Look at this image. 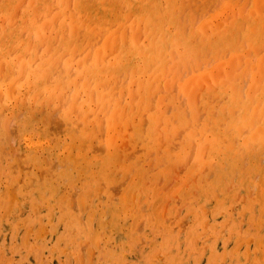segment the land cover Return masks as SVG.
Returning <instances> with one entry per match:
<instances>
[{
  "label": "rangeland",
  "instance_id": "obj_1",
  "mask_svg": "<svg viewBox=\"0 0 264 264\" xmlns=\"http://www.w3.org/2000/svg\"><path fill=\"white\" fill-rule=\"evenodd\" d=\"M22 1H11L10 27L15 18L24 28L19 50L0 47V81L56 52L38 103L25 98L39 111L15 108L20 133L0 140V264H264V0H93L81 10L95 40L68 51L64 28L32 40L25 18L46 4L49 20L61 4L73 15L70 0ZM153 3L178 6L168 21ZM118 36L107 66L72 74L95 43ZM61 62L69 72L50 81ZM207 72L210 83L199 78Z\"/></svg>",
  "mask_w": 264,
  "mask_h": 264
},
{
  "label": "bare ground",
  "instance_id": "obj_2",
  "mask_svg": "<svg viewBox=\"0 0 264 264\" xmlns=\"http://www.w3.org/2000/svg\"><path fill=\"white\" fill-rule=\"evenodd\" d=\"M11 1L12 0H0V47L1 48H3L5 45H9V46H11V45H15V47L17 48L16 49V51L17 50H19V46H20V39L19 38H17L16 36L18 35L17 33H16V29H20V30H23V28H24V26L22 25V24H20V25H18L17 24V21L15 20V18H13L12 19V24L14 25V27L11 25V27H10V23H11V18H10V16L11 15H13V12L12 11H10V9H11ZM26 1V0H25ZM24 1V2H25ZM57 3H58V0H55ZM55 1L53 0V4L55 3ZM59 1H62V0H59ZM82 1V2H81ZM70 0V2H71V4H73L72 6V8H74L75 7V13L73 14V15H68L67 14V12H66V14H64V12L65 11H63V5L61 4V5H58V7H59V9L61 10V14H59L57 17H55V18H51V20H49L48 18L49 17H51V14L50 13H53V12H50V10H51V6L52 5H48V4H46V5H44L42 8H40V19H38L37 17L36 18H34V16H33V19L35 20H33L32 21V19L30 18L31 17V15H29V18L28 17H26L25 19H29V22H32V24H33V27H35V30H34V32L33 33H31V34H29V37L32 39V38H34V36H35V38L37 37V38H39L40 37V32H42L43 30H46V31H50V32H56L57 31V33L62 29V28H64V34L63 35H61V36H59V41H58V44H59V50H62V51H68V50H70L73 46H75V45H79L80 43V41H81V39H85L86 41H88V43H92V42H94V38H93V36H91V34H90V32H89V30H88V24H87V22L89 21L88 20V18L87 17H85V15H84V13H83V10H81V5H83V7H86L87 6V4L88 3H91L93 0ZM100 1V0H99ZM111 1H115V0H111ZM153 1H155V0H153ZM218 1V0H217ZM225 2V0H222V1H220V4H222V2ZM6 2V4L7 5H1V4H3V3H5ZM23 2V1H22ZM23 2V3H24ZM50 2H51V0H50ZM122 2V1H121ZM123 2H126V0H123ZM224 2H223V4H224ZM21 3V2H20ZM34 3V2H33ZM48 3V2H47ZM57 3H55L56 4V8H57ZM186 3V2H185ZM184 3V4H185ZM218 3V2H217ZM216 3V4H217ZM59 4V3H58ZM79 4V5H78ZM165 4V3H164ZM216 4H215V6H216ZM218 5V4H217ZM20 6V5H19ZM42 6V5H41ZM124 6H126V5H124ZM167 6V7H166ZM176 6H178V5H164L163 6V4H162V6L161 5H157V3H153V7L152 8H150L151 10H152V12H153V14L155 15V16H163L164 17V20H168V21H170L172 18H170V16L173 14V9L176 7ZM223 6V5H222ZM21 7H22V5H21ZM21 7H20V10H21ZM37 7V6H36ZM217 7H219V5L217 6ZM221 7V6H220ZM227 7V6H226ZM70 8V7H69ZM72 8H70V9H72ZM123 8H125V7H123ZM235 8V7H234ZM19 9V8H18ZM225 9V8H224ZM229 9V8H228ZM34 10V9H33ZM55 10V9H54ZM53 10V11H54ZM169 10H171V11H169ZM19 11V10H18ZM35 11V10H34ZM36 11H37V8H36ZM212 11H213V9H212ZM223 11H225V10H223ZM228 11V10H227ZM244 11H246V9L244 10ZM21 12V11H20ZM38 12H39V10H38ZM218 12V11H217ZM216 12V13H217ZM226 12V11H225ZM196 13H197V11H196ZM227 13V12H226ZM231 13V12H230ZM22 14V13H21ZM25 14V13H24ZM86 14V13H85ZM203 14V13H202ZM228 14V13H227ZM17 15H18V13H17ZM16 15V16H17ZM131 16V15H130ZM129 16V17H130ZM173 16V15H172ZM204 16V15H203ZM206 16V15H205ZM230 16V15H229ZM235 16H236V13H235ZM15 17V16H14ZM71 17H75V22H71V23H67V24H65V20H67V19H69V18H71ZM232 17V16H231ZM132 18V17H131ZM200 18H201V16H200ZM203 18V17H202ZM218 18H219V16H218ZM229 18V17H228ZM228 18H227V20H228ZM17 19H18V17H17ZM44 19H48L49 21H48V24L46 25H41L40 26V24H41V21H43ZM92 19V18H91ZM127 19H128V17H127ZM222 19V18H221ZM86 20H87V22H86ZM227 20H225V21H227ZM129 21V20H128ZM127 21V22H128ZM197 21V20H196ZM212 21L213 22H217V19H212ZM26 22H28L27 20H26ZM44 22V21H43ZM95 22H97V21H95ZM205 22V21H204ZM203 22V23H204ZM165 23V22H164ZM202 23V24H203ZM208 23V22H207ZM207 23H205L204 25H205V28H204V30H205V33H206V28H208V26L209 27H211V24L210 25H207ZM223 22L222 21H219V22H217L216 23V25H213V29L214 30H216L217 31V28L218 27H221V25H223L222 24ZM26 24H28V23H26ZM110 24V23H109ZM108 24V25H109ZM92 25H94V24H92ZM97 25V24H96ZM27 26V25H26ZM25 26V27H26ZM98 27V26H97ZM111 27H113V26H111ZM116 27V26H115ZM143 27V26H142ZM142 27L140 28V30L142 29ZM96 29V28H95ZM103 29V28H102ZM128 30V29H127ZM135 30V29H134ZM25 31H27V30H25ZM109 31V30H108ZM110 32V31H109ZM141 32H142V30H141ZM141 32H139L142 36H144ZM210 32V31H209ZM26 33V32H25ZM101 33H103V34H106L107 33V30H106V33H105V30L103 31V32H101ZM147 33V32H146ZM208 33V32H207ZM24 34V33H23ZM22 34V35H23ZM53 34V33H52ZM51 34V35H52ZM103 34H101V35H103ZM158 34V33H157ZM22 35H21V37H22ZM27 35V34H26ZM57 35V34H56ZM137 35H139V34H137ZM98 35H96L95 37H97ZM125 36V35H124ZM136 36V35H135ZM134 36V37H135ZM142 36H140V37H142ZM101 38H103L102 36H100ZM41 38V37H40ZM101 38H98V39H100V40H102ZM136 38V37H135ZM156 38V37H155ZM42 39H43V37H42ZM97 39V38H96ZM33 40V39H32ZM56 40H58V39H56ZM99 40V41H100ZM121 38L118 36V37H114V38H112L110 41H108V42H106V40L102 43V44H98L99 42H97V43H95L94 44V46H93V48L95 49V51H94V54L91 56V55H89V56H87V58L85 59V60H83L80 64H78L77 65V71H75L74 69L76 68V65H73V72H72V74L74 73V74H76V73H83V74H85V73H87V72H89V71H91V70H94V72H96V69H99V68H103V66H107L108 65V63L110 62V60L111 59H113L114 58V56L115 55H117L118 53H119V51H120V49H121ZM136 40V39H135ZM140 40V39H139ZM147 40H149V39H147ZM126 40L124 39V42H125ZM137 42H138V40H136ZM57 42V41H56ZM96 42V41H95ZM146 43H148V42H146ZM24 44V42L21 44V46ZM30 44H32V42L30 43ZM54 44V43H53ZM125 44V43H124ZM126 45V44H125ZM127 46V45H126ZM29 47H31V46H29ZM92 48V47H91ZM90 48V49H91ZM125 48H127V47H125ZM168 48V47H167ZM229 48V47H228ZM30 49V48H29ZM11 50V49H10ZM51 50V49H50ZM59 50L57 51V53L59 52ZM77 51V50H76ZM182 51V50H181ZM55 52L56 51H51V53L50 54H48V56L47 57H45V55H41L40 56V58L38 59L39 60V62H42L43 61V63L42 64H39L38 65V67L36 68L35 66V68L33 69V68H30V67H27V66H25L23 69H24V73L26 74L27 72H28V74L25 76V77H18V78H16V79H14L13 81H11V82H8L7 84H5L4 82H2V81H0V140H6L7 139V137H8V135H9V133H10V131H11V128L12 127H14V129L13 130H15L16 131V135H18L17 134V132L18 133H20V129H21V125H20V123L23 121V115H22V113H20V114H17V112H15L14 111V109L15 108H18V109H30V110H35V113H37V108L35 107V105H30V106H26V104H25V98H26V96H30V99H32V102H34V103H38V100L41 98V95H40V87H41V81H42V78H43V74L41 73L42 71H43V69L44 68H46V67H49V68H51V66H50V62L51 61H53L54 59V56H55ZM228 52V51H227ZM38 54H39V52H37ZM190 51L188 50V51H183L182 53H181V58L183 57H185V56H187V55H189L190 56ZM83 53H81L80 55H82ZM209 54V53H208ZM228 54V53H227ZM248 54V53H247ZM57 55V54H56ZM174 55V54H173ZM11 56V55H10ZM13 56V55H12ZM39 56V55H38ZM65 57V56H64ZM67 57V56H66ZM78 57V56H77ZM76 57V58H77ZM38 58V57H37ZM63 58V57H62ZM178 58V57H177ZM187 58V57H186ZM192 58V57H191ZM49 60V61H48ZM37 61V60H36ZM185 61V60H184ZM243 61V60H242ZM38 62V61H37ZM36 62V63H37ZM189 62H190V60H189ZM4 63V62H3ZM2 63V64H3ZM191 63V62H190ZM190 63H189V65H190ZM59 64H62V62L61 63H59ZM155 64V63H154ZM153 64V65H154ZM158 64V63H157ZM185 64H187V62L185 63ZM31 65V64H30ZM33 65H35V63L33 64ZM32 65V66H33ZM181 65H182V63H181ZM188 65V66H189ZM203 65V64H202ZM217 65V64H216ZM243 65H244V63H243ZM68 66L69 65H66V64H62V65H59V66H55V70H54V68L52 69V71L54 70V72H57L58 70V72L53 76L52 75V78H51V80L50 81H55V82H60L61 80H62V78H63V73H68L69 72V68H68ZM208 66H209V64H208ZM221 66V65H220ZM2 67V66H1ZM16 67V66H15ZM193 67V66H192ZM215 68H216V66H214ZM14 68V67H13ZM189 68V67H188ZM202 68V67H201ZM214 68V69H215ZM233 68H234V66H233ZM1 69V68H0ZM105 69V68H104ZM199 69V68H198ZM197 69V70H198ZM231 69H232V67H231ZM189 70V69H188ZM196 70V71H197ZM216 70H218V67H217V69ZM216 70H214V71H216ZM221 70V69H220ZM230 70V69H229ZM237 70V69H236ZM261 70H263V68L261 69ZM231 71V70H230ZM229 71V72H230ZM1 73H2V71H0ZM76 72V73H75ZM151 72V71H150ZM157 72V71H156ZM217 72V71H216ZM218 72H220L219 70H218ZM23 73V74H24ZM233 73V72H232ZM3 74H4V70H3ZM12 74H13V72H12ZM14 74H16V72L14 73ZM155 74V73H154ZM222 74V73H221ZM230 74V73H229ZM2 75V74H1ZM8 75V74H7ZM6 75V76H7ZM184 75V74H183ZM198 75V74H197ZM215 76H217L218 74H214ZM72 76V75H71ZM122 76V75H121ZM214 76V77H215ZM220 76H223V75H220ZM230 76H232L231 74H230ZM247 76V75H246ZM191 77V76H190ZM219 77V76H218ZM50 78V77H49ZM201 80H202V82L203 81H210L213 77H212V74H211V72H207V74H202L200 77H199ZM1 79V78H0ZM181 79V78H180ZM215 79V78H214ZM216 79H217V77H216ZM218 79H220V77L218 78ZM232 79V78H231ZM64 80V79H63ZM118 81V84H120L119 83V81L120 80H117ZM7 82V81H6ZM126 82L127 81H125V82H123L122 84L124 85V83H125V85H126ZM162 82V81H161ZM217 82V81H216ZM247 82V81H246ZM191 83H192V81H191ZM208 83H210V82H208ZM116 84V83H115ZM92 85V84H91ZM113 85V84H112ZM122 85V87H124ZM168 85V84H167ZM176 85V84H175ZM227 85V84H226ZM117 86V85H116ZM121 86V85H120ZM133 86V85H132ZM135 86V85H134ZM162 86V85H161ZM187 87H189V83H188V85H187ZM116 88V87H115ZM102 89V88H101ZM101 89H100V91H101ZM124 89L125 88H123V91H124ZM201 89V88H200ZM105 90V89H104ZM22 91H24L25 92V94L23 95L21 92ZM126 91V90H125ZM124 91V92H125ZM133 91V90H132ZM186 91H188L187 89H186ZM254 91V90H253ZM252 91V92H253ZM47 92H49V90H47ZM70 92V91H69ZM68 92V94H70ZM124 94V93H123ZM192 94V93H191ZM252 94V93H251ZM95 95V94H94ZM125 95V94H124ZM113 96H115V95H113ZM156 96V95H155ZM47 97V96H46ZM107 97V96H106ZM118 97V96H117ZM195 97V96H194ZM95 98V97H94ZM124 98H125V96H124ZM137 98V97H136ZM196 98V97H195ZM210 98V97H209ZM67 99H68V96H67ZM113 99V101L115 100L114 99V97L112 98ZM111 99V100H112ZM3 100V102L4 103H1V101ZM69 100H70V98H69ZM79 100V99H78ZM136 100V99H135ZM191 100H193V102H194V99H191ZM198 101V100H197ZM67 102V103H66ZM62 103V102H61ZM68 103L70 104L71 103V100H70V102H68L67 100L65 101V102H63V105L64 104H66L67 105V107L66 108H68ZM134 103V102H133ZM111 105V104H110ZM44 106V105H43ZM51 106V105H50ZM65 106V105H64ZM63 106V107H64ZM75 106V105H74ZM111 107V106H108V105H105V107ZM143 106V105H142ZM207 106V105H206ZM65 108V107H64ZM65 108V109H66ZM77 109H75V111H76ZM107 110V109H106ZM39 111V110H38ZM77 111H80V117H81V115L82 114H84L85 113V111H84V109L83 108H79ZM73 112H74V110H73ZM107 112H108V110H107ZM45 113V114H44ZM226 113V112H225ZM236 113V112H235ZM43 114L45 115V116H48V112H45V111H43ZM56 114V113H55ZM54 114V115H55ZM145 115V114H144ZM56 116V115H55ZM54 116V118L53 119H51V122H54L53 123V127H57L56 128V130H54V132L55 131H57L56 132V134H60L61 132H63V131H65V128H66V126L64 127V130L63 131H61L60 130V128L59 127H61V126H63V125H65L64 124V122H63V120L61 119V118H59V117H55ZM71 116H73V115H71ZM89 116V115H88ZM51 117H53V115L51 116ZM199 119V118H198ZM43 120H45V119H43ZM48 120V119H47ZM47 120H45V121H47ZM75 121V122H74ZM73 122L74 123H76V122H78L79 120L78 119H75ZM50 122V123H51ZM26 124V123H25ZM48 125V124H47ZM76 125L77 126H81L82 125V121L80 122V123H76ZM102 125H103V127L105 128V125H104V123H102ZM101 125V126H102ZM73 126V125H72ZM100 126V127H101ZM159 126V125H158ZM200 126V125H199ZM52 127V126H51ZM102 127V128H103ZM254 127V126H253ZM36 128V127H35ZM54 128V129H55ZM58 128H59V132H58ZM77 128V127H76ZM95 128V127H94ZM120 128V127H119ZM159 128V127H158ZM53 129V128H52ZM120 130H121V128H120ZM15 131H13V132H15ZM48 132H49V130H48ZM103 133H104V131H103ZM14 133H12L11 135H13ZM15 134L13 135V136H15ZM99 135V134H98ZM104 134H102V136H103ZM122 136V135H121ZM242 136V135H241ZM203 137V136H202ZM11 138H13V137H11ZM123 138V137H122ZM175 139V138H174ZM48 140V139H47ZM120 141H121V139H120ZM125 141V140H124ZM13 142V141H12ZM113 142V141H112ZM24 143H26V146H25V148H27L28 150H32V151H35V149H38L39 148V145H37L36 143H34L33 141H32V139L31 138H24ZM85 143V142H84ZM220 143V142H219ZM217 145H218V143H217ZM85 146V145H84ZM104 146V145H103ZM16 149H14V151H15ZM3 151V149H2V147H0V152H2ZM103 151V150H102ZM20 152V151H19ZM65 152V151H64ZM5 153V152H4ZM14 153H17V151L16 152H13V154ZM28 154V153H27ZM30 154V153H29ZM66 154V153H65ZM22 156V155H21ZM24 157H26V154H24ZM41 157V156H40ZM71 158H72V156H71ZM54 161V160H53ZM55 163V162H54ZM55 165V164H54ZM48 167V166H47ZM27 168V167H26ZM207 168V167H206ZM45 169V168H44ZM47 170V169H46ZM23 188H24V185H23ZM24 190V189H23ZM23 205V204H22ZM43 230V229H42ZM2 259V258H1Z\"/></svg>",
  "mask_w": 264,
  "mask_h": 264
}]
</instances>
